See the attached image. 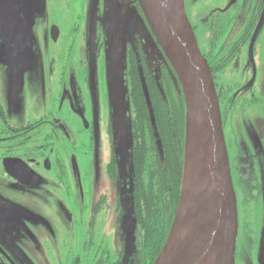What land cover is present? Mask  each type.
<instances>
[{"label":"flooded vegetation","instance_id":"obj_1","mask_svg":"<svg viewBox=\"0 0 264 264\" xmlns=\"http://www.w3.org/2000/svg\"><path fill=\"white\" fill-rule=\"evenodd\" d=\"M126 2L130 7L138 6L135 0ZM106 7L109 10L111 5ZM121 10L122 5L116 10L118 17ZM211 14L208 50L202 56L211 72L224 136L226 131L237 157H245L234 167V173L231 172L238 216L234 261L235 264H259L256 255L253 260L245 250L252 239L245 222L248 208L244 183L264 168V100L247 91L254 82L256 85L258 74H264V44L260 40L264 31V0H229ZM38 20L35 23L41 24ZM43 25V41L55 47L60 39L59 26L53 22ZM80 25L79 21L73 23L69 30L72 37L75 30L82 28ZM111 28L107 25V35ZM101 29L96 28L94 49L105 59L108 38ZM86 50L91 53L88 45ZM128 52L126 77L132 115V156L126 204L130 202L135 213L141 264H152L168 235L180 196L184 103L169 72L161 69L162 94L145 72L151 102L146 105L132 52ZM56 56H51L52 63ZM59 57L62 65L57 71L41 70L42 82L35 93V103L8 105L7 101L17 96L19 78L15 65L9 94L0 90V199L18 194L47 211L38 214L36 219L22 220L40 228L34 231V236L43 244L32 245L35 250L56 251L60 245L73 249L74 237L80 233L84 239L86 235L91 238L97 217L104 210L105 215L110 211L109 199L113 201L117 224L123 216L121 198L115 192L118 174L112 156L103 168L114 198L108 192L93 193L92 186L86 183L89 169L85 159L97 137L95 121L89 118V108L95 105H90V95L84 90L90 84L91 69L81 59L78 62L73 46L69 45ZM230 66L240 69L243 77L242 81L233 80V84L226 86L225 73ZM133 89L140 91L142 103L137 101L138 94ZM260 90L259 87L258 93ZM17 216L0 215V264H23L19 256L22 247L14 243L17 236L28 235L29 229ZM27 237L32 241L33 235ZM91 241L76 246L79 251L92 253V257L77 256L70 264L108 263L104 250L95 251Z\"/></svg>","mask_w":264,"mask_h":264},{"label":"rangeland","instance_id":"obj_2","mask_svg":"<svg viewBox=\"0 0 264 264\" xmlns=\"http://www.w3.org/2000/svg\"><path fill=\"white\" fill-rule=\"evenodd\" d=\"M116 1L118 0H0L1 92L9 94V81L14 65L19 78L17 96L9 99L7 101L8 105L35 103V93L41 87L42 82L41 70L43 69L46 73L50 68L57 71L62 65V59L59 55L64 54L69 45L73 46L78 53V62L82 60L86 67L93 71L92 74L90 72V84L85 86L84 90L90 95V105H95V107L91 106L89 108V118L95 121L94 126L96 127L97 137L91 145L92 152H89L88 157L85 159V166L89 169L86 183L92 186L91 190L93 193L108 192L109 196L114 198V192L111 190L110 182L103 168V165L111 160L112 156L115 170L118 174L115 192L121 198L123 213L119 224H117L113 214V201L109 199L110 211L105 215L104 210L97 217L95 224H93L91 238L86 235L84 239L83 234L80 233L79 237L75 238L73 236L74 243H72L75 244L73 249L63 248V245H60V249L56 251L44 248L35 250L31 247L32 245L43 244L34 236V231H39L40 228L35 224L25 223L22 220L28 218L36 219L38 214L47 211L41 208V205L27 202L18 194L12 193L11 198L7 195L2 197L0 199V215L3 217L10 214L19 215L17 220L22 221L29 229L28 235L17 236L14 243L16 246L20 245L22 247L19 256L23 264H70V261L77 256L89 259L92 257V253L88 251L84 253V249L79 251L76 245L83 246L90 239L93 242L95 251L100 249L107 254V264H141L137 247L138 230L136 217L130 202L128 205L126 204L129 201V175L132 156V141L130 143L132 115L126 87L128 85V77L123 72L125 77L123 86L125 89L123 90L122 100L118 101V97L115 94L116 90L109 88L108 78H111V72L104 67V56L102 54L100 56L97 55V49H94L92 53L86 50V45L93 43L94 38L91 35L94 33V30H92L94 23H96L94 39L96 44L97 27L102 28L103 35L105 32V37L107 38L108 29L106 28L107 25H112L113 19L117 20L119 18L122 22L123 20L125 21L123 22L125 70H128L127 52L129 49V52H132L137 71L139 70L138 75L140 74L141 78H143L147 91L145 72L152 77L159 92L163 93L161 69L169 72L170 79L178 95L180 90L178 80L145 22L140 8L136 5L130 7L126 2L127 0H122L123 3ZM228 1L183 0L185 14L191 28H193L201 55L208 50V21L212 17V11L223 7ZM106 4L111 5L109 10ZM120 4L123 6V12L121 10V14L118 17L116 10L121 7ZM36 18L42 23H35ZM78 21L81 22L80 26L82 28L75 30L72 37L69 34V30L73 23ZM45 22H53L59 26L60 39L56 45L57 47L52 46V44L47 45L43 41L42 34L45 26L43 23ZM97 24L99 25L97 26ZM85 32L84 36L83 33ZM260 40L264 44V31L260 34ZM54 54L57 55V58L52 63L50 58ZM262 55L264 56V48ZM241 76L240 69L234 66L228 67L225 73V85L233 84V80L242 81ZM249 76L247 75V77ZM255 81L256 85L254 82L247 91L249 93L253 91L257 98L264 100V74L259 73ZM259 87L261 89L260 93H258ZM143 99L145 102L144 95ZM47 101H49V98ZM119 105H124L122 115L119 113ZM224 140L231 174V172L234 173V167L240 161L242 162L245 157H237L228 140L226 131ZM244 185V194L247 191L245 203L248 208L245 222L246 226L249 227L252 239L248 246L245 247V250L253 260L256 255L259 264H264V168L256 171V174L249 177ZM29 235H33L31 237L32 241L27 240Z\"/></svg>","mask_w":264,"mask_h":264},{"label":"water","instance_id":"obj_3","mask_svg":"<svg viewBox=\"0 0 264 264\" xmlns=\"http://www.w3.org/2000/svg\"><path fill=\"white\" fill-rule=\"evenodd\" d=\"M135 2L178 80L184 103L180 196L166 240L152 264H235L236 196L209 66L198 49L183 0ZM123 22L112 20L105 57L106 70L111 72L109 88L116 90L118 101L122 100L126 76ZM93 26L91 36L95 39L96 23ZM94 39L88 45L91 53ZM140 82L146 105H151L143 78ZM119 109L122 115L124 105Z\"/></svg>","mask_w":264,"mask_h":264},{"label":"trees","instance_id":"obj_4","mask_svg":"<svg viewBox=\"0 0 264 264\" xmlns=\"http://www.w3.org/2000/svg\"><path fill=\"white\" fill-rule=\"evenodd\" d=\"M137 89H133V92L136 93ZM137 94H138V102L139 104L142 103V97H141V93L140 91H137ZM159 254V252H157V254H155V258L157 257V255Z\"/></svg>","mask_w":264,"mask_h":264},{"label":"bare ground","instance_id":"obj_5","mask_svg":"<svg viewBox=\"0 0 264 264\" xmlns=\"http://www.w3.org/2000/svg\"><path fill=\"white\" fill-rule=\"evenodd\" d=\"M206 264H208V263H206Z\"/></svg>","mask_w":264,"mask_h":264}]
</instances>
